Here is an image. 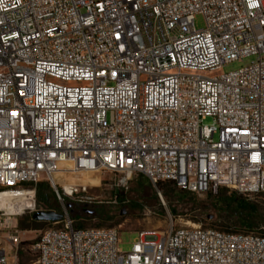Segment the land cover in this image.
<instances>
[{
  "label": "built area",
  "instance_id": "obj_1",
  "mask_svg": "<svg viewBox=\"0 0 264 264\" xmlns=\"http://www.w3.org/2000/svg\"><path fill=\"white\" fill-rule=\"evenodd\" d=\"M263 54L264 0H0V201L34 213L41 179L60 201L56 185L90 199V184L56 180L64 172L264 193ZM61 214L27 264H264L254 230H143L124 253L116 228ZM7 241L0 264H19Z\"/></svg>",
  "mask_w": 264,
  "mask_h": 264
},
{
  "label": "rangeland",
  "instance_id": "obj_2",
  "mask_svg": "<svg viewBox=\"0 0 264 264\" xmlns=\"http://www.w3.org/2000/svg\"><path fill=\"white\" fill-rule=\"evenodd\" d=\"M194 24L196 29L204 28L203 16L196 14ZM262 57L264 59V54ZM255 60L256 56L254 55L240 58L223 65L222 71H235ZM211 122L210 118L204 121L205 124ZM66 175L59 173L55 178L61 184H78L80 183L78 179L89 176L97 178L99 183L97 186H91L87 189L86 196L90 199H73L63 196L61 195V189L56 185L62 200L60 201L49 183L45 179H41L38 182L47 183L52 191L51 208L48 209L49 206L44 203H38L35 196V209L41 211L52 210L58 213L64 210L69 218L74 220V225L80 228H116L119 230V248L124 253L129 252L137 232L143 230L164 232L170 226L177 228L192 225L216 229H240L241 226L235 219L234 221L233 219H227L224 215L228 209L226 203H232L236 197L255 204L264 222V193L245 196L222 187L218 188L212 197H207L206 193H194L188 196L184 202H178L176 194L179 193V188H174L171 184L165 189H159L156 183L152 184L149 181L150 186L144 188L140 195H137L134 189L138 175L128 182L127 188L116 186L113 182V176L108 173H81L70 175V177ZM118 191H123L121 193L122 199L116 195ZM164 191L168 192L167 197L163 195ZM153 194L156 195L157 201L154 200ZM32 214L33 212H25L21 216H8L2 210L0 212V243L9 250L10 244L7 238L11 236L16 238L11 251L17 255L19 264L30 263L35 258V251L31 248L32 243L36 240L40 230L49 225L48 222L35 221ZM214 214L215 216L211 218V215ZM263 228L254 229V231L264 235Z\"/></svg>",
  "mask_w": 264,
  "mask_h": 264
},
{
  "label": "trees",
  "instance_id": "obj_3",
  "mask_svg": "<svg viewBox=\"0 0 264 264\" xmlns=\"http://www.w3.org/2000/svg\"><path fill=\"white\" fill-rule=\"evenodd\" d=\"M169 184H171L174 188H177L175 182L173 181L157 182L156 186L159 189H165ZM31 185L35 188L36 201L38 203H44L46 206H49L48 209H50L51 208L50 198L52 196V191L49 185L45 182H37ZM149 186H150L149 180L145 176L140 174L138 175V180L136 182V187L134 189V192L137 195H140L141 191L144 188L149 187ZM121 193H123V191H118L116 193V195L119 196L120 199L123 198L121 196ZM167 193H168L167 191H164L163 195L167 197L168 196ZM192 194L194 193H191L185 189L179 188V193H177L176 196H177L178 202H184V200L187 199L188 196ZM206 194H207V197H212V195L215 193L209 191ZM153 197H154V200L157 201L155 194H153ZM226 205L228 206V209L224 213L225 217L227 219H233V221L235 219V221L239 223L241 228L240 229L224 228V229H219V230L235 232V231H243V230L249 231V230H254V229L264 227V222L261 219V215L259 214L257 206L251 203L250 201L246 199H242L240 197H236L233 199L232 203H226ZM214 213H216L217 215V212H215V210H214ZM214 216L215 214L211 215V218H213Z\"/></svg>",
  "mask_w": 264,
  "mask_h": 264
},
{
  "label": "bare ground",
  "instance_id": "obj_4",
  "mask_svg": "<svg viewBox=\"0 0 264 264\" xmlns=\"http://www.w3.org/2000/svg\"><path fill=\"white\" fill-rule=\"evenodd\" d=\"M66 175V173H63ZM70 177V175H66ZM80 183H89L91 186H97L99 183V180L96 178H91L89 176H84L81 179H78ZM68 184H63L65 188H67ZM33 202L32 201H24V199H16L14 203H9L7 201L2 202L0 201V207L5 212V215L12 216L17 215L21 216L23 215L27 210L32 209Z\"/></svg>",
  "mask_w": 264,
  "mask_h": 264
},
{
  "label": "water",
  "instance_id": "obj_5",
  "mask_svg": "<svg viewBox=\"0 0 264 264\" xmlns=\"http://www.w3.org/2000/svg\"><path fill=\"white\" fill-rule=\"evenodd\" d=\"M32 218L35 221L56 222L61 220L62 214L52 210H48V211L36 210L32 214Z\"/></svg>",
  "mask_w": 264,
  "mask_h": 264
}]
</instances>
